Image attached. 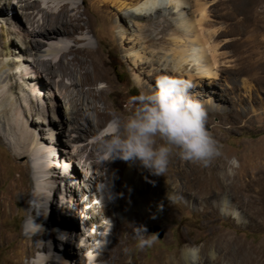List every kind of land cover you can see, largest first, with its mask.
<instances>
[{"label":"rangeland","instance_id":"rangeland-1","mask_svg":"<svg viewBox=\"0 0 264 264\" xmlns=\"http://www.w3.org/2000/svg\"><path fill=\"white\" fill-rule=\"evenodd\" d=\"M186 2L190 5L186 13L193 23L199 42L206 45L209 54L206 61L213 67V80L216 82L215 85L209 86L208 76H204L201 78L203 87H200L195 84L196 81L189 78L179 79L191 85L190 94L202 103L208 131L219 145L220 158L227 161L228 165L222 173L216 167L215 157L207 166L195 163L198 169L204 170L209 180L207 182L211 184L212 190L205 197L201 188L191 181L193 174L190 169H180L176 179L182 192L178 198L181 209L169 215L167 200L158 198L149 199L147 203L142 204L146 219L140 222V226L146 230V235L154 237V243L150 247L138 249L133 239L131 253H140L148 260L152 255H171L178 252L182 246H188L198 250L200 264H264V17L260 22L257 21L256 25L251 22L242 26L238 24L251 4L249 0ZM11 3L13 10L0 9V27L11 32L12 39L9 46L11 54L5 58L8 59L7 62L10 63L11 59L17 61V53L22 44L35 42L39 49L36 58L49 62L47 66L49 71H52L56 70L61 54L58 50L87 47L96 51L108 81H96L84 86L82 94L79 93L78 86H72L74 79L79 78L78 72H66V76H63L56 70L55 74L46 77L42 74V78L39 76L37 79H28L30 71L24 70L23 67L14 70L15 80L21 84L24 92L25 101L21 102V105L28 108L31 101L34 106L30 114H21L19 120L34 136L43 137L41 143H35V146H29V149H38L46 155L49 166L39 169L37 166L43 159L37 161L34 155L27 152L28 171L24 177L18 164L26 158L16 156L17 149L0 137V199L6 195L11 184L15 186L13 192H17L21 200L25 199L24 204L16 203L9 207L0 204V226L3 227V230L0 228V264H80L77 258L69 253L72 248L75 249V244L79 246L81 242L74 243L70 230L53 229L50 221L60 223L61 220H69L70 208L74 201L79 207L87 201L88 205H100L94 197L88 200V196L93 193L84 195L81 191L82 185L90 175V170L84 166L89 164L86 155L91 150L94 154L93 160L104 164L109 156L95 151L92 144L107 133V128L112 129L109 123L112 114L127 115L132 107L128 103L130 98L154 86L157 75L149 78V69L142 71L135 68L128 58L129 48L136 44L135 49L141 50V59H149L147 57L150 55V48L144 41L153 35L163 39L177 36L170 32L173 25L169 23V19L174 16L168 15V21L153 25L152 33L148 34L143 29L146 23L142 21L131 23L128 19L124 21L110 17L108 22L104 23L96 14L90 12L86 14L90 31L80 30L72 37L57 42L32 37L31 32L41 25L44 15L56 14L63 4H66L69 14H75L80 13L84 7L91 6V0H11ZM25 3L30 7L24 8ZM195 3L201 5L200 9L204 11L202 18L200 9L195 10L192 7ZM100 8L114 13L112 7ZM258 10L264 12V0H259ZM158 14L157 20L160 19ZM27 15H30V18H27ZM136 40H140V43H136ZM2 46L0 38V50ZM168 71H162L160 75L177 78L173 71ZM23 81L27 85H24ZM60 84L69 86L72 96L74 92L91 124H94V115L90 106H86L84 102L92 103V99L86 91L91 88L95 92L104 93L105 99L100 100L97 106L100 110L107 111L108 116L104 125L99 127L94 135L78 138L82 130L77 128H84L86 117L85 120L77 122L71 119L73 112L70 102L60 90ZM208 98L210 104L206 102ZM220 113H225L226 117H221ZM33 114H36L34 118L37 120H31ZM53 115L59 123L51 122ZM57 131L58 135L53 134ZM9 136L10 134L8 139L12 142ZM177 160L185 165L188 163L172 155L169 158V167H173ZM107 187L109 188V184L105 181L99 183L96 190ZM69 189H75V194L72 195ZM110 192L113 197L117 196L114 189ZM223 200L227 202L225 207L220 206ZM27 204L33 208V215L27 211ZM60 209L61 214H58ZM233 209L237 211L239 221L229 214ZM224 210L228 214H224ZM78 219L83 223L85 216L81 215ZM38 220H42L43 225ZM102 223V229H107L110 225L108 218H104ZM152 227L160 228L161 238L150 232ZM86 230L93 231L90 228ZM37 231L43 233L42 237L34 238L29 243L19 242L20 238L24 239ZM98 234L103 242L111 243L108 231L99 230ZM101 242L98 238L93 244L99 245ZM38 246H43L44 249L34 250ZM17 251L21 254H17ZM98 252H82L81 264H90L89 258ZM209 252L214 254L213 261L205 260L204 255Z\"/></svg>","mask_w":264,"mask_h":264},{"label":"bare ground","instance_id":"bare-ground-1","mask_svg":"<svg viewBox=\"0 0 264 264\" xmlns=\"http://www.w3.org/2000/svg\"><path fill=\"white\" fill-rule=\"evenodd\" d=\"M91 1V6L84 7L80 13L76 12L75 14H69L66 4H63L56 14L44 15L41 18V25L38 24L39 26H37V28L31 32V36L40 37L47 41L62 42L72 37L75 33H77V31H90L91 28L89 19L86 16V14L90 12L96 14L104 23L108 22L110 17H116L118 19L120 18L124 21L125 19H128L131 23L142 21L146 23L144 24L143 28L144 31H147L148 34H151L153 25L165 22L167 20V16L172 15L174 18L169 19V23H172L173 25V28L170 30V32L172 31L174 35L176 34L177 36L171 37L169 39H163L155 38V35H153L149 40L144 41L150 48L148 50L150 55L147 57L149 59H145V57L144 59H141L143 56L141 55V50L135 49L136 44L129 48L130 51L128 58H130L135 68L142 71L149 69V78L154 77V75H160L162 71L165 73L169 72V69L174 72L175 77L189 78L193 81H196L195 84L200 85V87H203V84H201V78L204 76H208L209 86L215 85L216 81L214 82L215 79L213 80V76L215 75L213 67L206 61L207 57L209 56L206 45L200 43L198 40V35L194 31L193 23L186 13L190 6L186 0ZM249 1L251 3L249 4L250 6H248L247 11L241 20L238 21V24L241 26L247 22H251L252 25H256V23L260 22L264 17V12L258 10L259 0ZM102 6L112 7L114 9V13L111 14L108 11L102 10L100 8ZM23 7L28 8L30 5L25 3ZM192 7H194L195 10H199L201 5H196L195 3ZM5 8L6 11L13 10L11 0H0V9L5 10ZM203 12L204 11L200 9L201 18L203 17ZM157 13H159V20H157ZM27 18H30V15H27ZM10 33L11 32L7 31V29L5 30L4 27H0V38L1 43L3 44L2 50H0V56H2L0 57V137L7 142L9 141V143L17 149V152L15 153L16 156H24L26 158L22 163L18 164L22 169V174L25 177V174H27L28 171L27 152H29L31 155H34L36 158L35 160L37 161L39 159H43L42 162L37 166L39 169H44L49 166V161H46V155L42 154L38 149L35 148L36 151L29 149V146H35V143H41V139L43 137L40 135L34 136L33 133H31L26 128L25 124L19 120V116H21V114L23 115L25 112L30 114V112H32L34 109V106L31 104V101L30 105L28 104V108L21 105V102L25 101L24 92L21 84L15 80L16 72L14 70L23 67L24 70L30 71L29 73L31 75L28 77V79L33 77L37 79L39 76L42 78V74L46 77V75H51L53 73L55 74L56 70L60 75L63 76H66L67 73L69 74L73 71L78 72L79 78L74 79L72 86H78L79 93L82 94L84 86L93 84L96 81L107 82L108 80L104 75V71L102 70V65L96 51L87 47H74L73 49L63 48L58 50L61 52V54L56 64V70L52 71H49L47 66L49 62L36 58V52L39 51V49L37 43L35 42L29 43L27 45L22 44L20 46L19 52L17 53L19 54L17 61H13L11 59V62L9 63L7 62L8 59L5 58L11 54V50L9 49V46L12 42ZM139 41L140 40H136L135 42L140 43ZM139 46L140 44L138 47ZM12 54H14V52H12ZM67 56H70V58H67ZM250 57L249 61L251 59ZM23 69L22 72L25 74ZM191 71L193 73H191ZM76 81H78V83H76ZM152 81L153 80L151 79L150 82ZM22 83H24V85L26 84L25 81ZM59 87L60 90L65 93L64 96H66V99L70 102V108L73 112L71 119L77 122L78 120H85L84 117H86V124L84 128H77V130H82V133L80 132L78 138H82L86 135H94L96 130L104 125V122L108 116L107 111L100 110V108L97 106V103L100 100H103V98L105 99V97H103L104 93L95 92L91 88H88L86 91L88 96H90L92 99V103H90V101L84 102L85 105L88 104L90 106V110L94 115L95 121L94 124H91V122L89 123L87 120V115H84V112L81 109V104L79 101H77V98H75L74 92L72 96V92L69 91V86L60 84ZM35 88L36 90L39 89L37 85ZM210 88L212 89V87ZM30 90L32 91L31 88ZM206 102L210 104V98H208ZM220 115L221 117H226L225 113H220ZM32 116V121L37 120L34 118L36 114H33ZM52 119L53 121L51 122L59 123L54 115L52 116ZM33 124H35V121ZM109 128H107V133L103 137L111 133L110 131L112 129L110 130ZM8 134H10L9 137H11L12 142L8 139ZM53 134L58 135L59 133L57 131L53 132ZM92 148H95V151H98L97 141L92 144ZM93 155L94 154L91 150L86 155V161H89V164H84V166H87L88 170H90V175L84 182V185H82L81 191L84 192V195L85 193H93L92 195L88 196V200L94 197L95 200L100 202V205L97 207L88 205L87 201V203H84L79 207V205L74 201L70 208L69 220L64 219L61 220L60 223L55 222V220H52V222L50 221L51 227L53 229L70 230L71 234L73 233L72 235L74 243L77 241L81 242L79 246L75 244V249L72 248V252L69 254L76 257L80 264L83 258L82 252H96V250L99 252L89 258L90 264H193L191 260L187 259V254L189 250L195 248L182 246L178 252H173L171 255L155 254L152 255L150 259L145 260L140 253L135 255L131 253V243L134 239L133 233L137 231L138 227H141L140 222L146 219L142 209V204L147 203L149 199L158 198L167 200L169 204V215H172L177 210L181 209V204H179L178 198L181 196L182 192L178 185V181L176 179L178 176H176V174H178L180 169L183 167H188V169H190L189 171H191L193 174L191 181L195 184V186L197 185L199 188H201L202 195L205 197L206 195L210 194L212 188L211 184H208L207 182L209 180L204 170L198 169L195 163L188 162L187 165H185L182 164L180 160H177V162H174L173 167H169V165H167V169L163 175H154L150 174L138 164L125 162L120 159L109 161L110 158L108 157L104 164L101 165L100 163L93 160ZM215 164L219 172L222 173L225 172L228 165L227 161H224L220 158V155L215 157ZM105 181L108 182L109 188L107 187V189L101 188L96 190V186L99 183ZM13 182L14 181H12V183ZM191 188L194 187L191 186ZM113 189L117 195L116 197H113L110 192ZM14 190L15 186L11 184L6 195L0 199L1 205L9 207L11 204H24L25 199L21 200L18 196V193L13 192ZM68 191L72 192V195L75 194V189H69ZM108 194H110V198ZM226 204V200L220 202V206L222 207H225ZM60 208L62 209V206ZM61 209L58 211V214H61ZM27 211L30 213V215L34 214L33 208L28 206V204ZM224 214H228V212L224 210ZM229 214L239 221L240 218L236 210L233 209ZM81 215L85 216L83 223L78 221V217ZM104 218H108V222L110 223L107 229H102L101 227ZM38 222L43 225L42 220H38ZM0 228L3 230L2 226H0ZM87 228H90L93 231L88 232L86 230ZM99 230H106L110 233V244L103 242L100 234H98ZM42 235V232L37 231L28 237H24V239L20 238L19 242L29 243L32 241V239L40 238ZM98 238L102 241L101 244H93V242ZM58 240L61 241L62 239L60 238ZM43 249V246H38L35 247L34 250L39 251ZM226 252H228V250ZM210 253L211 252H209L207 255H204L205 260H212L213 255L210 256ZM17 254H21V252L17 251ZM201 256L203 258V255ZM199 260L200 259L198 256L194 264H200V262H198ZM44 264H47V262ZM48 264L54 263L50 262Z\"/></svg>","mask_w":264,"mask_h":264},{"label":"clouds","instance_id":"clouds-1","mask_svg":"<svg viewBox=\"0 0 264 264\" xmlns=\"http://www.w3.org/2000/svg\"><path fill=\"white\" fill-rule=\"evenodd\" d=\"M190 88L185 80L158 75L154 86L130 98L127 115L112 114V132L97 141V150L106 153L109 161L138 164L154 175H163L172 155L207 166L220 155V148L206 127L203 105L190 94ZM145 231L141 226L133 233L138 249L154 243ZM197 251L191 249L187 254L193 264Z\"/></svg>","mask_w":264,"mask_h":264},{"label":"water","instance_id":"water-1","mask_svg":"<svg viewBox=\"0 0 264 264\" xmlns=\"http://www.w3.org/2000/svg\"><path fill=\"white\" fill-rule=\"evenodd\" d=\"M207 129L209 130L208 127H207ZM149 230H150V232L154 233L158 238H161L162 237V232H161L160 228H158V227H152Z\"/></svg>","mask_w":264,"mask_h":264}]
</instances>
